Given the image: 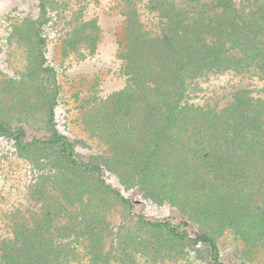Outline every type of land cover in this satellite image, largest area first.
<instances>
[{"label":"trees","instance_id":"1","mask_svg":"<svg viewBox=\"0 0 264 264\" xmlns=\"http://www.w3.org/2000/svg\"><path fill=\"white\" fill-rule=\"evenodd\" d=\"M73 1L61 51L82 60L101 29ZM103 1L122 16L125 84L81 111L98 148L88 155L55 125L44 22L11 18L26 50L19 79L0 75V137L37 171L0 173V264H197L200 250L221 264L227 240L229 264H260L264 0ZM36 5L47 16L45 0ZM38 118L45 136L26 140ZM104 172L178 217L138 213Z\"/></svg>","mask_w":264,"mask_h":264},{"label":"rangeland","instance_id":"2","mask_svg":"<svg viewBox=\"0 0 264 264\" xmlns=\"http://www.w3.org/2000/svg\"><path fill=\"white\" fill-rule=\"evenodd\" d=\"M67 1L45 0L47 10L45 16L39 11L36 0H0V75L19 79L17 67L20 66L18 64L20 60L18 59H21L20 55L25 58L26 47L18 43L15 25L12 27L11 18L26 15L44 22L41 34L46 38L45 61L51 67L59 88L54 107L55 125L60 132L67 134L76 142V149L79 152L88 155L96 153L98 148L94 140L87 139V134L81 130L80 114L81 111L83 114L86 108L121 89L125 84L121 63L116 57L123 20L122 16L117 11L110 10L103 0H70L79 8V5L83 7L84 18H97L101 37L95 54L82 60H69L68 55L64 56L61 51V41L69 31L64 24L69 17L63 11ZM53 86L51 85V90L56 87ZM43 124L41 118L32 122L28 127L26 140L34 136H45ZM28 157L22 153L17 154L13 145L4 137H0V173L4 170L2 174L11 176L12 173L17 172L31 180L37 170L32 163V157ZM104 176L108 182L132 200L138 213L148 218L178 217V213L168 205L162 206L147 201L140 192L132 187L123 186L108 172H104ZM6 185L4 183L5 187ZM230 244V240L225 241L223 250L227 255L222 259L221 264H229ZM190 256L197 264H212L206 260L204 250L198 253L192 252ZM257 262L256 260L254 264H259ZM260 264H264V258L261 259Z\"/></svg>","mask_w":264,"mask_h":264}]
</instances>
